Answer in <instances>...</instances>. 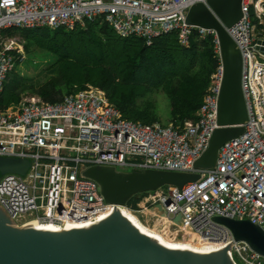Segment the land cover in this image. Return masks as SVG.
Listing matches in <instances>:
<instances>
[{"label": "built area", "instance_id": "1", "mask_svg": "<svg viewBox=\"0 0 264 264\" xmlns=\"http://www.w3.org/2000/svg\"><path fill=\"white\" fill-rule=\"evenodd\" d=\"M206 2L0 0V95L9 74L27 59L20 41L3 40L2 32L10 28L70 31L102 20L121 38H141L148 44L169 33L183 47L194 36L212 37L219 60L195 121L149 125L125 120L105 92L92 86L58 103L25 97L19 105L0 110V157L31 162L25 175L7 173L0 179V204L14 221L35 220L62 229L70 221L85 222L116 208L105 201L98 183L83 175L90 167L194 171L218 129L224 74L216 30L187 23L189 10ZM242 13L239 22L225 28L243 58L242 89L249 114L244 133L220 148L215 169L202 172L198 181L182 189L167 186L140 194L137 210L118 206L140 214L145 223L168 222L176 234L191 232L216 248L235 240L217 217L264 227V0H243ZM230 258L235 264H264V256L246 242L231 246Z\"/></svg>", "mask_w": 264, "mask_h": 264}, {"label": "water", "instance_id": "2", "mask_svg": "<svg viewBox=\"0 0 264 264\" xmlns=\"http://www.w3.org/2000/svg\"><path fill=\"white\" fill-rule=\"evenodd\" d=\"M242 1L207 0L206 4L194 5L187 15L188 24L216 30L224 69L218 129L208 149L194 163V171L119 172L112 167H90L83 175L97 182L105 201L116 208L85 222L70 221L64 229L38 226L35 220L14 221L0 204V264H235L230 258L231 246L242 242L264 256V227L254 222L217 217L218 224L232 231L233 244L220 248L186 247L172 240V230L142 227L118 207L127 206L140 194L167 186L182 189L198 181L202 172L215 169L220 148L244 133L249 114L242 89L243 58L226 31L242 18ZM30 167L29 160L0 157V176L25 175ZM175 222L180 224V217Z\"/></svg>", "mask_w": 264, "mask_h": 264}, {"label": "trees", "instance_id": "3", "mask_svg": "<svg viewBox=\"0 0 264 264\" xmlns=\"http://www.w3.org/2000/svg\"><path fill=\"white\" fill-rule=\"evenodd\" d=\"M2 36L18 37L29 57L34 51H43L55 60L44 79L23 83L13 76L6 82L0 110L21 103L18 88L43 102L58 103L92 86L105 92L125 120L160 123L153 95L162 92L170 102L171 122L195 121L219 66L212 37L202 40L194 36L190 46L183 47L177 35L169 33L148 44L141 38H121L102 20L70 31L10 28ZM18 67L19 63L9 76ZM138 196L130 200L129 208L137 210L143 195Z\"/></svg>", "mask_w": 264, "mask_h": 264}, {"label": "rangeland", "instance_id": "4", "mask_svg": "<svg viewBox=\"0 0 264 264\" xmlns=\"http://www.w3.org/2000/svg\"><path fill=\"white\" fill-rule=\"evenodd\" d=\"M3 40H11V38H5L3 37ZM13 40L19 41V38L16 37ZM20 44V42H18ZM55 60L53 56H51L48 53H44L43 51H34L32 53V57L27 56V59L24 61V63L18 67L15 73H12L7 79V82L11 80L13 76H16L21 82L23 83H30L31 81L39 80V79H44L46 76V71L48 67L52 64V62ZM28 87V86H27ZM26 87V88H27ZM19 93L22 94V97H36V96H31L27 92H22L20 88L17 89ZM154 99L157 100L158 102V111H159V116H160V122L163 124L170 122V102L168 97L162 93L159 92L157 95H153ZM21 160V159H17ZM5 175V174H4ZM0 176V179L4 176ZM147 222L149 223L150 221ZM152 222V221H151ZM157 227L158 225L154 223ZM163 229L160 230H169L166 228L164 225L160 226ZM159 229V228H158ZM176 231H171L170 237L175 243L181 242L180 239H182V235L176 234ZM186 231L184 232V234Z\"/></svg>", "mask_w": 264, "mask_h": 264}, {"label": "bare ground", "instance_id": "5", "mask_svg": "<svg viewBox=\"0 0 264 264\" xmlns=\"http://www.w3.org/2000/svg\"><path fill=\"white\" fill-rule=\"evenodd\" d=\"M142 195H140L141 197ZM139 197V196H138ZM139 197V198H140ZM124 210L138 225L142 226V227H153L150 223H145L143 222L139 216L135 213H132L130 212L129 210L127 209H122ZM148 217H150L153 213L152 211L146 213ZM38 223V226L40 225H53V224H42L40 222H37ZM163 225L166 227V228H169V224L168 222H163ZM162 226V225H160ZM160 226H157V228L159 229H163L161 228ZM64 229V228H62ZM181 242H178L176 243L178 246H186V247H201V248H206V247H214L216 248L215 246H210V245H207V244H204L202 243L201 241L198 240V238L191 232H188L186 231L185 234H183V237L182 239H180Z\"/></svg>", "mask_w": 264, "mask_h": 264}, {"label": "crops", "instance_id": "6", "mask_svg": "<svg viewBox=\"0 0 264 264\" xmlns=\"http://www.w3.org/2000/svg\"><path fill=\"white\" fill-rule=\"evenodd\" d=\"M196 116H197V114H196ZM170 122H171V120H172V117H171V115H170ZM187 122V121H186ZM141 123V122H140ZM161 124H163L162 122H160ZM169 123V122H168ZM178 123H180V122H178ZM185 123V122H184ZM143 124V123H142ZM165 124H167V123H165ZM147 215V214H146Z\"/></svg>", "mask_w": 264, "mask_h": 264}]
</instances>
